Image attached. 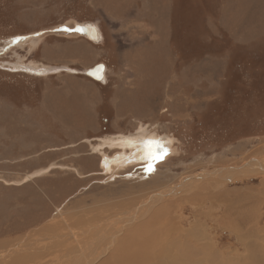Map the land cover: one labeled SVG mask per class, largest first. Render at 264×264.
I'll list each match as a JSON object with an SVG mask.
<instances>
[{
	"label": "rangeland",
	"instance_id": "1",
	"mask_svg": "<svg viewBox=\"0 0 264 264\" xmlns=\"http://www.w3.org/2000/svg\"><path fill=\"white\" fill-rule=\"evenodd\" d=\"M140 131L170 152L109 180L104 141ZM257 161L264 0H0V264H98L145 224V264H264Z\"/></svg>",
	"mask_w": 264,
	"mask_h": 264
},
{
	"label": "bare ground",
	"instance_id": "2",
	"mask_svg": "<svg viewBox=\"0 0 264 264\" xmlns=\"http://www.w3.org/2000/svg\"><path fill=\"white\" fill-rule=\"evenodd\" d=\"M94 28H92V27ZM89 28L87 29V33L90 32L91 35L88 36V38L86 37L87 33L84 34L81 31L80 26H77V30L79 29V32L86 37L87 39H90L91 41H94V35L97 34V36L99 35L98 30L95 26L91 25L88 26ZM78 32V33H79ZM100 41V39H99ZM105 67V66H104ZM13 68L18 69V68H28L26 66H23L20 61L16 62L15 65H13ZM31 70V69H30ZM32 71V70H31ZM36 71V70H35ZM34 71V72H35ZM42 71V70H41ZM87 77V76H86ZM103 80L102 83L106 81V77H105V72L102 74ZM92 80V79H91ZM94 81V80H92ZM145 141H157L159 142V144L162 147H155L153 146L150 150H146L145 146H144V142ZM103 145L106 146L105 149H109V150H118L116 151L117 153L109 158L108 156L106 157L104 152H101V150L104 149H100V155H101V168H102V172L104 173V175L109 176V180H113V178H116V174L119 172H122L123 170L126 169V167H132L138 164H145L146 168L148 170H152L154 168V165L156 163H158L160 160H162L171 150V145L172 142L170 139L168 138H159L157 137L154 133H147V134H143V131L137 132L135 134L129 135V136H118L114 139H109L104 141ZM154 157H158V158H154ZM256 162V160H255ZM258 162V161H257ZM261 162V161H260ZM259 162V163H260ZM247 163V162H246ZM245 163V164H246ZM259 163L255 164V165H259ZM262 163V162H261ZM264 164V162H263ZM151 165V169L149 168V166ZM249 166V165H248ZM240 167V166H239ZM253 167V166H252ZM241 168V167H240ZM249 168V167H248ZM259 171H257L258 175L261 176L262 178L264 177V168L261 166L257 167ZM144 170V169H143ZM231 169H229L228 171H230ZM243 170V169H242ZM244 171V170H243ZM250 171V170H249ZM250 173V172H249ZM195 180V179H194ZM264 184V180L262 181ZM222 183V182H221ZM205 185V184H204ZM188 186V185H187ZM185 184H183V187L186 188L187 187ZM207 186L210 188L211 186H209V184L207 183ZM171 189V188H170ZM211 190V189H210ZM209 190V191H210ZM254 190V189H253ZM224 196H226L225 194H223ZM222 195V196H223ZM162 197H164V194L162 193H157L155 195H153L152 197L149 196V202H153L154 199L158 198L161 199ZM222 198V197H221ZM224 199L222 200V204L224 205L225 208H227L229 206V201L227 200V197H223ZM171 199V198H170ZM220 199V198H219ZM240 199V198H239ZM210 200V199H209ZM214 201V200H213ZM213 201L211 202L212 205ZM249 201V200H248ZM215 202L218 203V201L216 200ZM221 202V201H220ZM242 202V201H241ZM252 202V201H251ZM131 203V202H130ZM243 203V202H242ZM250 203V202H248ZM158 204V203H157ZM161 204V203H160ZM221 204V205H222ZM244 204V203H243ZM127 205V204H126ZM145 204L143 203L142 206H144ZM159 205V204H158ZM220 205V204H219ZM118 206V205H117ZM133 206V205H131ZM141 206V207H142ZM218 206V205H217ZM248 206V205H247ZM140 207V210L142 209ZM171 207V206H170ZM216 207V206H215ZM236 207V206H235ZM249 207V206H248ZM257 207V205H256ZM145 208V207H144ZM245 208V207H244ZM122 209V208H121ZM162 208H159V212H161ZM138 211V209H137ZM150 211V210H149ZM139 212V211H138ZM158 215V214H156ZM128 216V215H127ZM158 217V216H156ZM153 217L154 220H158V218ZM121 218V217H119ZM118 218V219H119ZM123 218V217H122ZM131 218V217H130ZM137 218V217H136ZM160 218V217H159ZM199 218V217H198ZM127 219V218H126ZM135 220V219H134ZM151 220V219H150ZM125 224L130 223V221H125ZM123 222V223H124ZM120 223L122 224V220L119 221L117 223V225H120ZM116 224V223H115ZM132 224V223H131ZM116 225V226H117ZM123 225V224H122ZM148 224H145L143 226H135V228L132 230H127L120 241L116 242L115 244L113 243L114 239H118L117 235H114L113 237H110V239H112V241L110 242V245L112 244L111 248L109 250V254L106 258H104L100 263L98 264H145L146 262V258L147 253L150 252L152 246L154 247V243L157 240V237H151L149 236V232L147 233L148 235V239L146 240H136L133 238V235H135L134 233H136V231L140 232L141 229L144 230V232L146 233L148 231ZM153 225V224H152ZM124 226V225H123ZM130 225H128L129 227ZM123 228V227H122ZM151 228V227H150ZM60 229V228H59ZM120 229V228H118ZM153 229V228H152ZM121 230V229H120ZM253 231V230H252ZM152 232V231H151ZM52 234V233H51ZM137 234V233H136ZM136 237V236H135ZM143 238V237H142ZM107 242V240H106ZM63 244V243H62ZM159 244H161L159 242ZM58 245V244H57ZM61 245V243H60ZM64 245V244H63ZM62 246V249L64 248ZM79 245V244H78ZM157 245V244H156ZM167 245V244H165ZM77 246V245H76ZM1 247V246H0ZM58 247V246H57ZM105 246L102 247V250H104ZM165 247V246H164ZM259 247V246H258ZM59 248V247H58ZM76 248V247H75ZM73 249V248H72ZM70 249V250H72ZM77 249V248H76ZM74 249V251L76 252L77 250ZM107 249V248H106ZM169 250V248H167ZM257 249V248H256ZM54 251V250H53ZM65 251H67V248L65 249ZM162 251V250H161ZM164 251V249H163ZM73 252V251H72ZM152 252V250H151ZM195 252V251H194ZM157 253V252H155ZM164 253V252H163ZM70 254V253H69ZM165 255H167V253H164ZM199 254V253H198ZM96 255V254H95ZM98 255V253H97ZM170 255V254H169ZM192 254L189 255V257ZM171 256V255H170ZM184 256V255H183ZM196 256V255H195ZM165 257V256H164ZM167 257V256H166ZM171 258V257H170ZM169 258V259H170ZM173 259V258H172ZM171 259V260H172ZM177 259V258H176ZM180 259V257L178 258ZM184 259V258H183ZM80 259H78L79 262ZM97 258L92 260H89V262H86L85 264H96ZM99 260V259H98ZM77 261V260H76ZM178 261V260H177ZM77 262V263H78ZM172 262V261H171ZM74 263V264H77ZM83 263V262H82ZM170 263V262H169ZM176 262H172V264H175ZM249 263V262H248ZM70 264V263H67ZM179 264V263H178ZM253 264V263H252Z\"/></svg>",
	"mask_w": 264,
	"mask_h": 264
},
{
	"label": "water",
	"instance_id": "3",
	"mask_svg": "<svg viewBox=\"0 0 264 264\" xmlns=\"http://www.w3.org/2000/svg\"><path fill=\"white\" fill-rule=\"evenodd\" d=\"M88 26H90V24H83L82 25L81 31L84 34L87 33V29L89 28ZM92 28H94V27H92ZM86 35H87L86 37L88 38V36L91 35V33L88 32ZM88 40H90V39H88ZM94 41H99V35L98 36H97V34L94 35ZM104 71H105L104 65L98 64V65L94 66L93 68L86 70L84 72V75L87 76L88 78L94 80L95 82H102V80H103L102 74L104 73ZM98 77H100V78H98Z\"/></svg>",
	"mask_w": 264,
	"mask_h": 264
},
{
	"label": "snow or ice",
	"instance_id": "4",
	"mask_svg": "<svg viewBox=\"0 0 264 264\" xmlns=\"http://www.w3.org/2000/svg\"><path fill=\"white\" fill-rule=\"evenodd\" d=\"M78 31H79V29H78ZM98 78H100V77H98ZM144 146H145V149L146 150H150L153 146H155V147H162L159 144V142H157V141H145L144 142ZM154 158H158V157H154ZM149 168L151 169V165L149 166Z\"/></svg>",
	"mask_w": 264,
	"mask_h": 264
},
{
	"label": "trees",
	"instance_id": "5",
	"mask_svg": "<svg viewBox=\"0 0 264 264\" xmlns=\"http://www.w3.org/2000/svg\"><path fill=\"white\" fill-rule=\"evenodd\" d=\"M258 129V128H257ZM256 128L255 129H252V131H251V133L250 134H248V135H253V134H257V130ZM248 131H250V130H248Z\"/></svg>",
	"mask_w": 264,
	"mask_h": 264
},
{
	"label": "crops",
	"instance_id": "6",
	"mask_svg": "<svg viewBox=\"0 0 264 264\" xmlns=\"http://www.w3.org/2000/svg\"><path fill=\"white\" fill-rule=\"evenodd\" d=\"M261 162H262V161H261ZM261 162H260V163L258 162V163H259V166H261V165H262V167L264 168V164H263V163H261ZM257 167H258V165H257Z\"/></svg>",
	"mask_w": 264,
	"mask_h": 264
}]
</instances>
